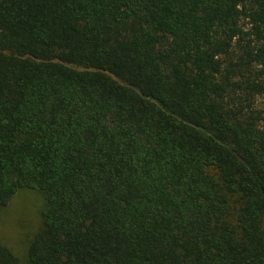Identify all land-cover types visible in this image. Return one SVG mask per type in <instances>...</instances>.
I'll use <instances>...</instances> for the list:
<instances>
[{
  "label": "trees",
  "instance_id": "16d2710c",
  "mask_svg": "<svg viewBox=\"0 0 264 264\" xmlns=\"http://www.w3.org/2000/svg\"><path fill=\"white\" fill-rule=\"evenodd\" d=\"M262 96L264 0H0V264H264Z\"/></svg>",
  "mask_w": 264,
  "mask_h": 264
},
{
  "label": "rangeland",
  "instance_id": "374dc122",
  "mask_svg": "<svg viewBox=\"0 0 264 264\" xmlns=\"http://www.w3.org/2000/svg\"><path fill=\"white\" fill-rule=\"evenodd\" d=\"M255 108L264 113V96L255 100ZM44 196L37 190L20 189L0 209V242L24 260L27 248L42 226Z\"/></svg>",
  "mask_w": 264,
  "mask_h": 264
}]
</instances>
